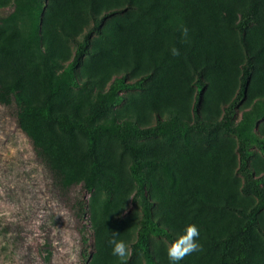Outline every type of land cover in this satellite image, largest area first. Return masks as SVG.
<instances>
[{
    "label": "rangeland",
    "instance_id": "1",
    "mask_svg": "<svg viewBox=\"0 0 264 264\" xmlns=\"http://www.w3.org/2000/svg\"><path fill=\"white\" fill-rule=\"evenodd\" d=\"M247 3L161 0L166 19L156 26L143 6L126 0H0V80L5 91L12 86V99L0 93V264H145L143 250L134 248L144 222L131 171L136 159L155 220L175 239L189 224L200 231L201 250L178 264H264V210L251 228L238 212L264 196V152L253 142L264 138V1L243 39L236 27L201 22L203 10L215 6L221 22L238 24ZM112 11L71 71L94 18ZM195 27L221 58L169 43L174 32L185 37L183 30ZM135 46L142 59L153 52L163 62L129 67ZM247 56L254 71L232 119L238 132L187 130L200 93L203 124L224 119ZM123 76L145 88L111 91ZM49 107L83 127L47 121ZM22 108L27 131L17 121ZM137 126L156 134L137 135ZM242 146L250 151L249 177L241 170ZM195 179L201 185L192 194ZM148 235L158 264H172L170 243ZM113 238L127 244L126 260L112 254Z\"/></svg>",
    "mask_w": 264,
    "mask_h": 264
},
{
    "label": "trees",
    "instance_id": "2",
    "mask_svg": "<svg viewBox=\"0 0 264 264\" xmlns=\"http://www.w3.org/2000/svg\"><path fill=\"white\" fill-rule=\"evenodd\" d=\"M132 3H136L137 5L143 6L149 12V20L154 22L156 26H159L165 22L166 15L158 10L160 6L161 0H126ZM264 0H247L246 8L241 12V21L238 24H234L231 22H221L217 17L219 15L218 7L206 8L203 10L201 22L206 24H212L217 28H225V27H236L239 29L240 34H242L247 30L250 25V22L255 14V11L258 9L259 4ZM220 11V10H219ZM115 14V11L105 13L101 18H94V25L91 31H89L83 41L78 43V48L74 60L71 64V71L76 69L83 60V57L88 54L89 47L91 46L92 38L94 32H99L101 27L104 25L107 18ZM170 44H175L178 48L182 50H188L190 53H194L199 55L202 52L207 54H214L216 57L221 58L222 50L214 48L210 45L208 41H206L201 34V30L198 27L193 28L187 36H182L179 32H174L170 36ZM246 46V43L244 42ZM260 48L264 49V44L260 43ZM163 56L158 58L157 55L153 52L147 53L144 55V59L140 56V48L135 46L133 48V53L131 59L128 61V66L132 68H152L155 63H162ZM254 71V62L251 56H247L246 63L242 67V76L240 81V87L238 90L237 96L234 100L226 107V115L222 121H218L215 124L210 125L209 127L203 124V120L201 117V102H202V93L197 95L196 102L194 105V115H195V123L194 125H187V130H218L223 129L227 130L231 133L236 134L237 127L233 125L232 119L236 113L238 106L244 100L246 95L250 89V83L253 76ZM197 85L201 91L205 88V81L203 79V75L201 72L197 74ZM145 88V85L141 81L130 82L127 79V76H123L121 78H116L114 83L111 86V91H119V90H142ZM11 91L10 94H6L5 92ZM0 93H3L4 96H8L12 99V86H10L6 91L3 88L0 80ZM15 93V101L17 102V106L24 107V102L22 97L18 92ZM24 111V112H23ZM22 108V111L18 113V125L20 128H23L24 131H27L26 127V119L28 112ZM23 114V115H22ZM45 119L49 122L66 125L68 127H79L82 128L83 124L74 119H68L65 115L57 114L49 110L47 111V115ZM26 129V130H25ZM135 133L140 136L146 135H154L156 134V130L151 127H135ZM253 142L259 146V148L264 152V138L260 136H255L253 138ZM241 152V170L249 177V163L248 158L250 155V151L246 149L244 146L240 148ZM140 160L136 159L135 164L132 166L131 171L132 175L135 177L137 181V193L136 200L140 198L143 205V225L139 230L138 240L134 245V248H141L144 252L145 264H158L156 257L153 253L151 242L149 239V232H153L158 237L165 238L170 244L175 240V236L168 229L163 227L158 221L155 220L153 215V207L154 201L149 195L148 192V180L146 175L140 171L139 169ZM200 181L195 179L193 181L192 187L190 189V193L192 194L200 188ZM260 198L259 204L252 208L249 212L238 211L240 215H242L246 219L247 228L258 227L259 219L258 216L260 212L264 210V196L258 195ZM264 260V255H262L258 262ZM234 264H239V261H236Z\"/></svg>",
    "mask_w": 264,
    "mask_h": 264
},
{
    "label": "clouds",
    "instance_id": "3",
    "mask_svg": "<svg viewBox=\"0 0 264 264\" xmlns=\"http://www.w3.org/2000/svg\"><path fill=\"white\" fill-rule=\"evenodd\" d=\"M183 34L187 35V29L183 30ZM172 55L178 56L179 51L176 48L171 49ZM115 237L116 234H113ZM200 231L194 224H189L184 229V233L179 235L167 248L168 259L172 264H178L179 261L183 260L186 256L201 250V245L198 243ZM113 245L112 254L117 256L122 261L128 257V246L122 240L113 238L109 241Z\"/></svg>",
    "mask_w": 264,
    "mask_h": 264
}]
</instances>
